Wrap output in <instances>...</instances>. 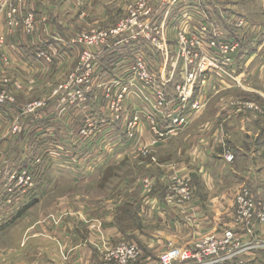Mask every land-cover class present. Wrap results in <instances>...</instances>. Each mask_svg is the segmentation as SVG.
Returning <instances> with one entry per match:
<instances>
[{"label":"rangeland","instance_id":"374dc122","mask_svg":"<svg viewBox=\"0 0 264 264\" xmlns=\"http://www.w3.org/2000/svg\"><path fill=\"white\" fill-rule=\"evenodd\" d=\"M176 1L0 0V215L4 217L0 221V264H68L74 258L76 248L70 247L74 242L83 248L90 247L96 254L97 257L89 256L91 264H104L113 249L134 240L145 228L164 230L171 239L168 242L174 243H161L153 250L154 258L141 257L134 264H164L159 257L178 248L194 254L209 250L211 239L221 247L225 243L224 254L235 249V241L228 245L224 240L229 228L223 226V221L220 227L214 226L219 229L210 231L214 227L203 216L216 214L209 212L207 205L231 188L235 189V196L244 186L255 192L257 201H264V187L257 193L256 185L247 184L240 176L222 180L217 171L223 161L210 171L216 184L212 191L206 190V175L203 178L199 171L192 173L201 178L202 192L193 175L178 168L186 158L176 154L177 158L171 156V161L161 164L158 147L149 146L153 136L146 140L141 132L148 130L152 134L148 116L157 122L164 109L171 112L180 104L192 105L194 101L203 103L199 115L194 124L189 127L192 120L186 126L189 135L180 133V138L165 149L169 153L184 143L189 147L202 123L217 112L226 118L245 115L247 124L257 117L264 124V114L251 109L252 103L264 106L263 97L249 90L253 88L251 81L239 83L231 77L242 66L240 62L249 59V54L264 52V0H203L201 8L200 0ZM136 4L141 5L142 14L151 9L154 17H166L172 11L169 4L178 6L179 11H173L165 25L168 52H158L145 41L132 45L127 32L113 34L123 20L131 18L128 8ZM175 32L187 36L185 42L181 40L182 46L185 45L181 57L176 52L180 44ZM103 33L110 37L103 40ZM203 33L211 41L203 44L199 52H190L195 49L189 46V40H196ZM237 41L240 46L232 55L233 63L216 64L211 60L210 69L193 83L191 98L182 94L179 87L188 83L189 75L195 74L204 60L210 61L213 56L218 57L215 59L219 63L223 60L220 44L233 45ZM86 50L89 56L83 59ZM141 54L144 69L138 67L139 61L135 59ZM251 65L252 62L247 64L249 68ZM172 75V81L168 82ZM85 76L91 89L84 93L87 103L79 107L75 103L76 88L82 86L80 80ZM3 115L8 116V121H4ZM109 127L114 134L111 139ZM253 129L246 126V131ZM239 132L238 139L229 138L222 145L226 174L240 170L239 164L243 167L235 158H229L234 155L230 145L236 142L243 149L253 145ZM56 133H62L64 139L55 137ZM62 147H68L66 153L79 159L81 178H73L70 171L54 166L52 161L64 153ZM32 153H37L33 161L29 158ZM39 157L43 159L41 163ZM25 158L29 165H23ZM261 171H256L258 180L264 178ZM25 172L33 177L34 184L27 193L30 196L12 201L14 194L10 190L15 193L18 181L11 178ZM175 177L182 183L173 186ZM147 179L157 186L145 185ZM220 181L223 182L218 185ZM147 196L184 217L193 233L151 223L152 217H146L142 210V199ZM257 201L253 221L245 225L251 230L247 241L259 239L264 246V204ZM233 205L230 209L235 214ZM194 207L203 210L195 211ZM109 216L122 227L124 238L110 241L103 235ZM65 218L78 230L77 236L71 238L74 242L66 239L69 232H62L61 236L60 225L66 226L62 223ZM231 218L227 220L234 227L244 230V226L235 224V216ZM231 222L229 227L233 226ZM234 227L230 229L235 230ZM181 234L184 241H174ZM257 251L263 252L259 260L264 262V247ZM249 255L243 256H256ZM184 263L178 259L171 264Z\"/></svg>","mask_w":264,"mask_h":264},{"label":"crops","instance_id":"0c3cea01","mask_svg":"<svg viewBox=\"0 0 264 264\" xmlns=\"http://www.w3.org/2000/svg\"><path fill=\"white\" fill-rule=\"evenodd\" d=\"M231 30H233V28H231ZM227 34L232 35V36L236 35V33H227ZM249 62H252V65L250 68L247 66ZM240 63H242V66L238 68L236 71L239 74L240 80H242L244 83L251 81L250 84H252L253 88H250L249 90L252 91V93H256L257 95H260L264 99V52H258V51L252 52L251 54H249V59H247L246 62L244 61ZM244 68L246 69V71H244ZM198 115L199 114H197L196 118L193 119V122L189 125V127L192 124H194ZM3 116H4L3 117L4 121L5 120L8 121L7 120L8 116L7 115H3ZM99 116H103V115L99 114ZM244 116L245 115L240 116L236 114L235 116L226 118L225 116H219L218 112L215 114H212L208 120L206 118L204 123H202V126L201 128H199V131L194 136L193 141L191 140V145L189 147L186 143H184L183 146L175 147L173 150V153H169L168 151L165 150L170 144L174 143L176 140L180 138L179 135L173 137L168 142L162 143L159 146H157L158 153H159L158 157H159L160 163L165 164L171 161L169 159L171 156H172L171 159H175L177 158V155H182L181 157H184V159L185 158L186 159L184 162L179 163L178 168L184 170L185 172L188 171L190 172V174L192 173L198 174V171H199L203 174V178L206 175V182H205L206 190L212 191L213 188H216V184L214 182V179L213 178L211 179V176L209 174L213 170H215L214 168H216L217 162L219 163V162L224 161V163L221 166H219L218 171H217V175L221 177L222 180L226 179L227 177H231L232 180H235V178L240 176L239 178H241L242 180L245 179L247 184L250 183L252 186L253 184L254 186L256 185L255 189L257 190V193L262 192L263 191L262 187L264 186L260 187L259 184L260 185L263 184L262 180L264 181V178L262 180H258L259 176H256L257 175L256 171L262 170L261 174L264 175V124L262 120L257 119V117H254L252 121L249 120L248 122L249 124H247L245 122ZM159 119L160 121L162 120L166 124L169 123L168 119H164V118L162 119L159 118ZM2 124H5V123H2ZM246 126L249 129L251 128V126H253L254 129L252 131L251 130L246 131ZM187 129L183 131L185 132V135H189V132ZM239 131H241L244 134L243 136L246 139V141L248 142L251 141L253 145L249 149L240 148L237 144L235 145L236 142H233L234 146L230 145V147L234 150L233 153H234V158L236 162L242 163L243 167H241L239 164L240 170H233L229 174H226V170L223 169L225 167L223 165L226 163V161L223 158L222 152L224 151V149L222 148V145L224 144V141L225 142L228 141L229 138L233 139V141L234 139H238L236 138V134H240ZM253 131H254V134H252ZM109 133L111 134L109 135L110 139L111 137H114L113 136L114 134L112 133L111 128L109 130ZM141 133L143 137L145 136L144 138L146 140H149L150 137H152L151 136L152 134L148 130L145 131L144 133L143 132ZM56 134L57 136L55 137H59L61 140L64 139L62 133H56ZM41 135H44V134H41ZM120 137H122V135H120ZM52 147L54 149L58 148L55 145H52ZM67 149L68 147L60 148V150L64 151V153L62 155H58V157L55 158L56 160H53L52 162L54 163V166L58 170L59 169L68 170L70 171L71 176L73 178L74 177L81 178L82 173L78 171V168L81 167L79 159L75 155L69 156V154L66 153ZM51 150L53 149L51 148ZM54 153L56 154V151ZM54 153L53 155H55ZM155 173L158 175L156 171ZM193 177H194L195 185H198L199 190L202 191V183L200 182L201 178H199L197 175L196 177L193 175ZM165 180H166L165 178L162 179V181L166 184ZM222 182L223 181H220L218 185L221 184ZM233 190L235 189L231 188L230 190L223 192L222 195L220 194L218 198H215V201H210L211 203L207 205L209 207V212H212V213L214 212L216 214L214 215L211 213L212 217L207 216V214L206 216H203L208 219V224L210 223L214 227V226L219 225L223 221V226L225 228L230 229L234 227V224H232L231 220L230 221L227 220L231 217L232 218L234 217V215H232L234 213L231 212L232 210L230 209L232 208V205H233L232 199L235 193V191ZM263 193H259L258 195H260V197H263L262 195ZM204 194L206 195L205 192ZM209 198H212V197H209ZM193 209L195 211H199V209H202V207L201 208L194 207ZM142 210L146 217H148L149 215L152 217L151 223L156 222V223H163L164 225H167V226L170 225L174 227V229H178L177 231L178 232L180 231L181 233L184 232V229H186L187 232L191 234L194 231L192 226L188 224L187 220L184 217L177 214L174 210H172V208L165 207L160 202L158 203L156 201V198L153 199L152 197H149V196L143 197ZM2 219L4 220V217L2 218V216L0 215V221ZM112 220H113V217L109 216L107 220L108 223L106 224V226L108 227L104 229L103 235L105 237H108L110 241L111 240L116 241L118 238H124V234L122 233L121 229L118 227V225L114 224ZM230 222H231V225H233L232 227H229L228 225ZM62 223H65L66 226H63L62 224L60 225V229L62 230L61 236L63 235L62 232L63 233L69 232L67 234L66 239L67 238L71 239L72 237H74V235L77 236L76 234L78 230L76 229V227H73V224L70 222L69 218L68 219L65 218L62 221ZM146 225H147V221H146ZM220 226L221 225H219V227ZM219 227H214L210 231L217 230L219 229ZM234 229L242 235L244 241H247V239L248 240L250 239L249 236H247V234H245V232L241 228L234 227ZM182 236L183 235L181 234V236L174 237V241H177L178 243L183 242L184 240H182L181 238ZM138 237L143 242L144 246L148 248L149 250H151L150 252L153 253L151 254L149 251L143 250L144 251L143 257H146V256L151 257L153 255H156L153 252V250L157 249L158 246L162 245L164 242L167 243L170 239L169 235L164 230L155 232V231H151L150 228H145L144 231L142 230L141 233L138 234ZM101 239H102V234H101ZM71 240L72 242H74L73 239ZM70 247H75L76 249L73 254L74 258L70 259L68 264H91V260L89 256L92 255V256L97 257L96 254L90 251V247L83 248V247H80L78 243H75V242L73 244H70ZM84 256L86 258L83 262ZM251 257L254 258L253 255ZM256 257L257 256H255V258ZM253 258H246V260H251ZM255 258L254 260L256 261ZM257 264H264V262H261L258 259Z\"/></svg>","mask_w":264,"mask_h":264},{"label":"built area","instance_id":"2783aa9c","mask_svg":"<svg viewBox=\"0 0 264 264\" xmlns=\"http://www.w3.org/2000/svg\"><path fill=\"white\" fill-rule=\"evenodd\" d=\"M183 0H177L176 2H181ZM202 2L203 0H200L199 7H202ZM208 2H211L210 0ZM170 9L172 11L168 13L166 17L162 15L158 16H151L152 10L148 9L144 14L141 12V5L136 4V5H131L128 8V11L130 12L131 18L123 20L120 25L113 30V34H117L120 31L121 32H127L126 36L129 38L131 44H135L136 42L142 43L143 41L148 42L151 46H153L154 49H156L158 52L165 51L168 52L169 48L167 45V39L165 38V25L167 22V17L171 15L173 11H179L178 6L175 8L174 4H169ZM243 23V22H242ZM238 26V25H236ZM242 26V24H240ZM239 27V26H238ZM181 32V31H180ZM176 33V32H175ZM213 33V32H212ZM178 34L179 37V44L180 47L176 50L177 55L181 57V52H185L181 44V40L185 42L184 38H186V35H183L182 33H176ZM102 39L104 40L105 38L110 37L107 33H103L101 35ZM199 38L195 39H190V44L189 46L192 49H195V51H190V52H199L202 50L203 44L208 45L211 41L209 36L206 34H202L198 36ZM96 36L93 37L92 41L95 42ZM215 40L212 43L215 45ZM240 46V43L237 41L233 45L229 43H222L219 46V53L221 55H224L223 60L221 59L220 63L217 62L215 58H218L216 56H213L210 58V61L204 60V65L197 70V72L194 74H190L188 78V83L180 86L179 90H182V94L185 93L187 94V98H191L192 91H194L193 83H196L197 77L201 73H206L207 70H209V66L211 67V60H213L214 63L216 64H222L224 62L228 63H233L232 62V55L237 52L238 48ZM212 48V47H211ZM85 55L83 59L86 58V56H89L87 52L85 51ZM144 55H138L135 57V59H138V67L141 69L145 68V64L143 61ZM55 60V58L51 59ZM83 66H87L86 64H83ZM92 69H90L87 73V76H89L90 72ZM136 70V67L133 69V71ZM232 79L233 80H238L239 83L240 77L238 76V73L232 74ZM82 80L80 82L82 83L81 87H77V98H75V103L79 106L82 107L84 103H87V98L84 95V93L89 92L91 89V85L89 84L88 77H81ZM173 78V75L171 76L170 79H168V82H171ZM86 80H88L86 82ZM79 82V83H80ZM161 94V93H160ZM160 99H163L162 96H160ZM193 102V101H192ZM160 105H163L162 102L159 103ZM184 105V106H182ZM203 103H200V101H194L193 104H180L176 108L172 109L170 112L168 108L164 109L165 113L157 117L156 119L163 118L168 119L169 123L166 124L162 120H157V122L154 121L153 117L148 116V120L153 126L152 128V140L149 143L150 147H157L162 143L168 142L170 139L173 137L179 135L183 131L186 130V126L197 116V112L202 108ZM251 109L256 110L262 114H264V106L260 104H255L252 103ZM91 114L88 116V120L91 118ZM96 127V126H95ZM58 147V146H57ZM229 158L233 159L234 155H230ZM41 159L39 157L37 160ZM43 159L40 160V163L42 162ZM12 180H17L18 183L15 184V193L14 190L11 189L10 193L14 194V200L12 201H17L19 198H22L23 196L28 195L30 188L33 186V177L31 176L30 173L27 174L25 172L22 176H15L13 175ZM174 183L173 186L181 182L178 180L177 177L174 178ZM182 180V179H181ZM182 183V182H181ZM149 184V185H148ZM145 185L148 186H157L154 184V181H150V179L146 180ZM32 189V188H31ZM34 189V187H33ZM186 191L189 192V189H186ZM28 193V194H27ZM171 195L175 197V193L171 192ZM29 196V195H28ZM188 196L187 192H184V197ZM188 198V197H185ZM259 198L257 195H255V192L247 186H244L241 188L234 196V209L237 210V212L234 214L235 216V224L240 226H244V232L245 234L251 233V230H249L245 225L246 224H251L254 218V213H253V207L256 203V201ZM260 205L264 204V201L260 199ZM262 203V204H261ZM250 237V235H248ZM224 240L226 243L229 245L232 242H236V246L234 247V250H230V252L225 253V246L222 242V249L221 246L218 244L213 243L214 241L211 239L209 242L211 244L209 247H211L209 250H199L198 252L190 253L189 249L184 250L182 248L174 249L173 251H167L163 255H161L159 258L164 264H171L172 261L181 259V261H185L184 264H220L225 261H230L233 260L234 258H240L243 255H249L252 254L253 252L257 251L259 247H264L263 244H261L260 240L257 239L253 243H250L248 241H244L242 238V235L238 233L236 230L228 229L226 230L224 234ZM174 242L170 241L168 242V245H173ZM240 243V244H239ZM203 248H205L203 245H201ZM144 251L140 247V245L136 242L132 241H126L123 242L117 249H113L112 252L106 256V261L108 260L109 262H106L104 260V264H134L137 263L136 261L143 257Z\"/></svg>","mask_w":264,"mask_h":264},{"label":"trees","instance_id":"16d2710c","mask_svg":"<svg viewBox=\"0 0 264 264\" xmlns=\"http://www.w3.org/2000/svg\"><path fill=\"white\" fill-rule=\"evenodd\" d=\"M38 146H39V144L35 148H33L32 150H35ZM36 156H37V153H32V155L29 158H31L32 161H33ZM23 165H29V163H28V161H27L26 158L24 159ZM118 227L121 229L122 233L125 234L124 231L122 230V227L119 226V225H118ZM131 241L138 243L140 245V247L142 248V250H144V251L146 250V251H149V252L151 251V250H149L148 248H146L144 246L143 242L138 237H136L134 240H131ZM150 253L153 254L152 252H150ZM253 253L257 256L255 258L256 261L254 260V258L251 259V260H246V257L247 256H243V257H240V258H234L233 260H230V261L222 262L220 264H257L258 263V259L260 257V254L262 255L263 252H261V251H255ZM153 256H151V257L154 258Z\"/></svg>","mask_w":264,"mask_h":264},{"label":"bare ground","instance_id":"6f19581e","mask_svg":"<svg viewBox=\"0 0 264 264\" xmlns=\"http://www.w3.org/2000/svg\"><path fill=\"white\" fill-rule=\"evenodd\" d=\"M26 167V166H25Z\"/></svg>","mask_w":264,"mask_h":264}]
</instances>
